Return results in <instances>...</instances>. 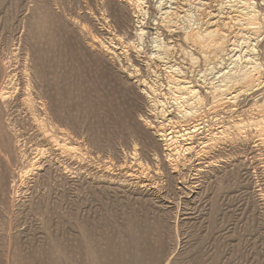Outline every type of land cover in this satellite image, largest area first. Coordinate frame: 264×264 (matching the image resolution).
<instances>
[{
    "label": "rangeland",
    "instance_id": "1",
    "mask_svg": "<svg viewBox=\"0 0 264 264\" xmlns=\"http://www.w3.org/2000/svg\"><path fill=\"white\" fill-rule=\"evenodd\" d=\"M139 1L0 0V264H264V0Z\"/></svg>",
    "mask_w": 264,
    "mask_h": 264
},
{
    "label": "bare ground",
    "instance_id": "2",
    "mask_svg": "<svg viewBox=\"0 0 264 264\" xmlns=\"http://www.w3.org/2000/svg\"><path fill=\"white\" fill-rule=\"evenodd\" d=\"M135 3L137 4V6H139L141 4V1L135 0ZM247 3H248V1H247ZM161 11H162V13L164 15H166V14H168L170 12L167 8H165V6L161 8ZM215 13H211L210 14V19H209L206 27L204 28V35L209 36L213 40H216L217 41L216 42L217 43V47L216 48L220 49V45H219L218 41L221 39L222 34L224 33V31L226 29H229V25L232 24L233 21H232V16H231L230 12L227 13V15H224V16H218ZM189 39H190V44L193 46V48H195V49L200 51L201 50L200 44L202 42L201 36L198 33H196V32H192L189 35ZM231 50L233 52V49H231ZM234 51H235V49H234ZM236 51H238V50H236ZM251 51H252V48H250V45H247V46L244 47V49H241V50H239V52L233 54V56H234V60H240V59L244 58V61L246 63L253 64L251 66V71H255L260 66H258V63L255 61V60H257V57L253 58L251 56L252 54H254ZM18 66H14L15 67L14 69H11L8 72L6 70L4 72V74L7 73L6 74L7 80H10L12 78V76H11L12 73H13L12 74L13 76L17 75V74H19V75L22 74L20 72V70L18 69ZM19 68H20V66H19ZM14 71H16V72H14ZM9 73H11V74H9ZM17 85L19 86L20 84L16 83V86ZM263 87H264V79H262V81H260L259 84L257 86H255L254 90L261 89ZM237 94H238V92L234 93L232 98H235ZM28 101H29V99H26V98L24 99L23 98V100L19 101V104L21 105L22 108L25 109L26 104L28 103ZM30 123H31V126L34 127V121H33L32 118H30ZM197 127H198V123H196L195 121L191 120L187 125L184 126L183 129L174 130V129H172L173 127H171V130L168 131L167 133H165V131H167V130L161 128L160 132H162L161 133L162 136H169V139L171 140V142H176V140H178V139H180L182 141V140H185L186 137L191 136L197 130ZM43 136L45 137L46 134L43 133ZM52 145L59 146V143L54 140V141H52ZM180 147L181 148L179 150L178 149H174V154L175 153L186 152V151H188L190 149V147H189V145H187V143H185L184 145H181ZM48 162H51V160L49 159ZM36 163L38 164L37 166H39V168L43 165V162L42 163L36 162Z\"/></svg>",
    "mask_w": 264,
    "mask_h": 264
}]
</instances>
